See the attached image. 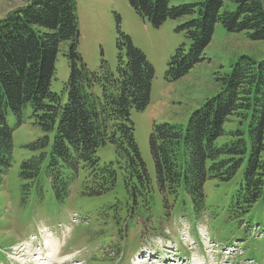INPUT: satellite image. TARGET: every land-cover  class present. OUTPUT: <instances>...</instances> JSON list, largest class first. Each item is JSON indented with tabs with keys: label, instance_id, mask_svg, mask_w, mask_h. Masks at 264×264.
<instances>
[{
	"label": "trees",
	"instance_id": "obj_1",
	"mask_svg": "<svg viewBox=\"0 0 264 264\" xmlns=\"http://www.w3.org/2000/svg\"><path fill=\"white\" fill-rule=\"evenodd\" d=\"M128 1L155 27L169 19L198 14L182 26L191 46L188 50L181 46L171 58L168 81L180 80L205 60V50L219 23L230 33L246 32L251 40L264 41V0H200L176 7H170V0ZM227 2H233L236 10L223 12ZM79 40L76 0H28L0 20L1 188L14 153V130L8 125L7 115L12 112L21 118L30 107L43 131H54L55 136L49 164L46 151L23 164L20 187L24 199L34 191L44 203L49 184L62 207L80 180L82 196H103L117 185L115 165L122 171L132 199L130 212L140 199L148 207L147 197L156 186L167 208L169 196L175 198L184 189L195 212L201 214L209 179L225 183L240 176L230 205V211L238 215L249 213L264 197V60L240 58L220 79V93L192 114L186 129L171 124L154 126L150 136L153 180L135 140L131 113L148 106L154 67L119 29L117 75L105 60L98 71H90L78 53ZM65 42H70L67 56L72 60V72L66 85L68 100L63 103L51 85ZM232 118L247 121L246 132H227L225 124ZM224 136H229V142L219 145L217 141ZM108 144L115 146V164L97 156L98 149Z\"/></svg>",
	"mask_w": 264,
	"mask_h": 264
},
{
	"label": "rangeland",
	"instance_id": "obj_2",
	"mask_svg": "<svg viewBox=\"0 0 264 264\" xmlns=\"http://www.w3.org/2000/svg\"><path fill=\"white\" fill-rule=\"evenodd\" d=\"M199 1L170 0V7ZM27 2L0 0V20ZM76 2L80 31L78 53L90 71H98L105 60L117 75L121 53L117 46L119 29L132 39L155 69L148 106L144 111L132 110L131 113L135 140L153 180L155 165L150 136L154 126L171 124L186 129L192 114L220 93V79L232 71L240 58L264 60V41H253L246 32L230 33L219 23L205 50V60L180 80L168 81L166 72L171 58L181 46L187 50L191 46L182 26L198 14L169 19L155 27L142 18L128 0ZM235 10L233 2H227L223 8V12ZM69 52L70 42L63 43L51 85L52 92L59 94L63 103L68 100L66 85L72 72ZM122 54L126 59V47ZM7 122L14 130V153L12 167L0 187V264H144L148 260L142 258L147 253L153 258L149 264H164L169 257L177 255L184 258L182 264H227L226 258L230 257H233L230 264L246 260L264 264V197L246 215L230 211L240 176L231 182L217 179L206 182V205L201 216L196 214L184 189L175 198L169 196L167 208L156 186L147 197L149 206L145 207L140 199V204L130 212L132 199L117 165L118 182L108 194L84 197L79 182L65 206H58L48 189L44 208H38L34 192L24 199L20 173L24 163L39 158L44 151L49 154L47 163H50L55 132H44L30 107L21 118L9 112ZM247 126V121L242 123L232 118L225 129L246 132ZM228 138L221 137L217 143L223 145L229 142ZM97 156L103 162L115 164V146L108 144L99 148ZM237 243L240 247L236 253L225 249Z\"/></svg>",
	"mask_w": 264,
	"mask_h": 264
},
{
	"label": "bare ground",
	"instance_id": "obj_3",
	"mask_svg": "<svg viewBox=\"0 0 264 264\" xmlns=\"http://www.w3.org/2000/svg\"><path fill=\"white\" fill-rule=\"evenodd\" d=\"M62 245V244H61ZM54 247V246H53ZM51 248V247H50ZM49 248V249H50ZM53 249V248H52ZM54 251V250H53ZM54 252H56V251H54ZM53 252V253H54ZM51 254H52V250H51ZM54 255H55V253H54ZM58 256V255H57ZM49 259V258H48ZM57 259V258H56ZM48 261H50V259L48 260ZM53 262H55V261H53ZM147 262V261H146ZM149 264V263H148ZM165 264H174V260H171V262L170 261H167Z\"/></svg>",
	"mask_w": 264,
	"mask_h": 264
}]
</instances>
